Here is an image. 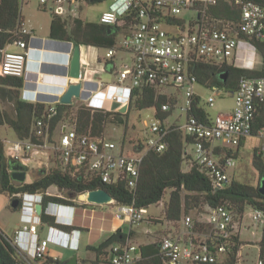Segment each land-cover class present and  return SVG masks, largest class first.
Instances as JSON below:
<instances>
[{"label":"built area","instance_id":"1","mask_svg":"<svg viewBox=\"0 0 264 264\" xmlns=\"http://www.w3.org/2000/svg\"><path fill=\"white\" fill-rule=\"evenodd\" d=\"M221 2L233 4L241 9L238 25L219 26L206 21L209 9ZM90 3L91 0H38L39 7L67 20L80 18L81 11ZM132 9H139L137 24L129 35L121 33L124 36L121 45L105 50L102 57L103 67H106V61L114 62L110 73L113 80L90 81L86 78L88 70L81 69L79 79L68 77L67 81L68 84H83L82 97L75 99L74 103H81L93 110L123 114L120 111L126 105L129 106L131 94L135 89L154 88L166 97L177 94L168 89L176 90L184 97L179 111L185 117V122L177 123L176 126L196 142L193 145L192 163L210 178L215 192L227 188L231 183L228 171L235 166V159L224 152L237 148L243 139L253 135L257 104L264 103V79H240L238 88L232 95V112L210 116L209 124H206L195 117L187 118L195 98L199 97L195 92V86L199 83L196 76L191 74L190 68L195 63L205 62L215 66L227 63L234 67L238 65V68L255 70L254 58L259 52L250 39L264 42V0H111L108 9L101 13L99 22L114 26ZM182 13L193 15L188 24L178 18ZM167 20L172 21L171 25H164ZM165 27H171L174 31L168 32ZM22 34L31 37V31L25 29L24 24ZM117 50L133 56L132 61L122 64L119 69L114 61ZM29 56L30 42L20 39L8 45L1 56L3 75L24 78ZM98 73L94 71L95 75ZM207 89L211 96L205 103L200 101L203 107H213L217 97L229 96V93L218 85H211ZM58 105L60 101L48 104L45 115L35 120L29 138L17 139L7 147L10 158L26 166L31 160L41 161L47 166L55 159L64 171L72 175L78 174L84 179L107 185L125 181L130 189H134L138 184L147 152L162 153L167 149L166 138L169 128L173 126H167V119L161 122L154 116L152 123L147 125L144 131V149H138L135 155H129L114 141L103 136L94 135L91 131L79 133L76 124L70 127L62 120L53 126V121L59 114ZM172 109L170 103L162 106L164 112H171ZM256 133L264 138V128ZM57 135L58 141L55 140ZM217 149H220V154L216 153ZM260 151L264 157V147ZM26 197L33 201L22 202L20 211L24 225L11 238L18 253L31 260L38 259L39 264H43L48 257L50 244L77 250L78 247H73L69 239L71 234L76 232L68 233L50 226L47 238L39 239L38 228L42 220L36 206L42 204L43 194L13 195L14 199ZM109 205L115 207L116 218L130 225L143 222L149 214L148 208L121 205L115 201ZM50 208L55 210L54 215L58 218L64 209L73 207L50 203L46 213ZM251 209L253 221L263 228L264 212L261 209ZM202 215L206 220L198 223L206 226V233L194 230V220L187 215L182 219L181 234H170L162 238L160 246L163 264H217L219 259L222 260L226 256L232 237H239L236 225L243 220L245 213L239 218L240 221L236 220L235 212L227 202L213 208H205ZM23 234L30 236L29 249L33 247L32 254L24 247ZM139 249L129 237L117 241L107 250L109 264H137L141 257ZM258 249L259 254L252 264H264V249L259 244ZM240 253L241 251L238 255Z\"/></svg>","mask_w":264,"mask_h":264},{"label":"trees","instance_id":"2","mask_svg":"<svg viewBox=\"0 0 264 264\" xmlns=\"http://www.w3.org/2000/svg\"><path fill=\"white\" fill-rule=\"evenodd\" d=\"M105 0H91L90 5L99 4ZM40 10L47 12L43 8ZM139 9H132L127 16L122 17L114 26L104 25L100 22H87L81 18L72 20L52 14L50 25V38L53 40L73 42L78 46L94 47L98 49H115L118 46V36L121 33L129 35L133 27L137 24ZM241 19V9L233 4L221 2L211 7L206 14V21L219 26L234 24L238 25ZM72 21V25L69 23ZM172 21L167 20L165 26L171 25ZM24 19L22 16V0H0V127L6 126L11 129L17 139L29 138L35 120L45 115L47 105L43 103H31L21 99V91L24 87V78H17L3 75L1 71V56L3 50L10 44L18 40L30 42V35L22 34ZM262 57V66L258 70H248L234 67L227 63L221 66L211 65L205 62L195 63L191 66L190 72L196 76L197 82L209 88L211 85H218L223 88L229 96H232L242 78L264 79V42L250 39ZM102 59L99 63H102ZM114 62L106 61V71L112 72ZM229 72L227 82L220 79V75ZM201 99L195 98L188 117H195L199 121L209 124L210 115L205 108L200 106ZM13 105L14 117L7 114L2 109V103ZM176 98L166 97L160 94V90L142 87L135 89L131 94L130 104L142 112L148 109L153 110L154 116L159 121H165L171 112L162 111L165 103H174ZM171 104V105H172ZM74 105H58V116L53 121V126L62 121L65 112ZM112 116L122 125L124 114L110 113L102 110H93L83 106L76 112V128L79 133L91 131L94 135L101 136L104 125ZM114 119V120H115ZM264 128V103L257 104V113L253 122V135L257 136V131ZM244 140V139H243ZM243 140L238 146V150L243 145ZM167 149L162 153L147 152L141 167L140 178L137 186L130 189L125 181L116 184H102L98 181L84 179L81 175H72L62 168L43 170L39 178L33 182L18 183L11 178L8 169V157L6 155L5 142L0 139V193L14 200L13 195L19 193L43 194V213L41 220L43 224L60 230L70 232L78 230L74 226L59 224L56 217L46 213V208L50 203H61L65 205H75L76 197L85 192L97 189L106 190L117 204L134 205L137 208H149L152 205L161 203L168 191L170 196L166 202V220L172 225L182 221L193 210L201 213L205 208L216 207L224 203H230L235 212L236 220L242 218L248 208L261 209L264 212V196L259 192V187L244 185L232 181L223 190L215 192L212 181L200 167L192 163L188 171H183V164L187 160L192 161V156L188 155V147L193 146L195 139L186 135L178 126L169 128L166 138ZM220 149L216 150L220 154ZM227 156L236 159L239 151L225 150ZM191 157V158H190ZM252 165L257 172L260 183L264 179V157L259 149H256L252 158ZM56 187L60 191L66 192L67 196H51L48 190ZM22 202V199H20ZM22 203L20 205L21 209ZM11 208V207H10ZM13 210V209H12ZM16 211V210H14ZM195 229L199 233H206L208 230L203 224L194 221ZM129 235L122 231H117L96 247H89V250L97 254V258L107 255L108 248L115 242L125 240ZM140 246L141 255L137 264H163L161 254V243ZM211 243V241H208ZM226 256L217 264H238V252L243 244L238 236H233L229 243ZM259 246L264 249V226L262 228V239ZM224 261V262H223ZM100 262V261H99ZM38 259L31 260L18 253L13 244V240L7 237L0 230V264H39ZM43 264H61L59 260L45 259ZM107 264L108 257H107Z\"/></svg>","mask_w":264,"mask_h":264},{"label":"rangeland","instance_id":"3","mask_svg":"<svg viewBox=\"0 0 264 264\" xmlns=\"http://www.w3.org/2000/svg\"><path fill=\"white\" fill-rule=\"evenodd\" d=\"M110 3L111 0H105L104 2L99 4L85 6L83 12L80 13L79 16L87 22H99L101 13L108 9ZM22 15L25 20V26L27 30L34 31L33 33L40 37L47 36L48 31L50 30L52 15L48 10L47 12H44L39 9L38 0H25V2L22 4ZM192 16L193 15L190 13H182L178 16V18L185 20L188 24ZM69 23L72 25V21H70ZM187 24L186 27H188ZM165 30H167L168 32L174 31V29L171 27H165ZM123 41V34H119L118 46H120ZM83 52L89 53L86 47L84 48ZM97 52L102 56L105 55V50H98ZM100 55L99 59L101 61ZM115 58L119 69L122 63L128 62L131 59V55L129 53H123L122 50H117ZM95 65L96 64L93 62L92 67H95ZM102 78L105 80L109 78L112 79L111 76L109 77L108 75H103ZM168 90H170L171 93H177L172 94L169 98L175 97L176 99H178V101L174 102L173 104L171 103L173 109L169 117L167 118V126L177 125V123H184L185 117L179 111V107H181L184 103V97L174 89ZM195 92L201 95L204 103L211 96V92L207 88L202 87L199 84L195 86ZM233 104V97L225 95L217 97L213 107H209L206 105H204V107L211 117H215L219 114L229 112L232 109ZM1 107L7 114L14 117V109L12 104L7 102L2 103ZM81 107V103L75 104L70 110L64 113L62 122L68 126L70 125V127L74 126L76 122V112ZM125 115L126 116H123L122 118V125L118 122L117 119H115L117 117L112 116L110 119H108L106 124L104 125V130L102 131L101 136L107 138L108 140L114 141L125 154L135 155L138 149H144L145 147L144 131L147 129V125H150L152 123L154 119V112L151 109L140 112L137 110V108L129 103L128 112ZM0 138L5 142L6 155H9L7 147L16 140L14 132L11 129L0 128ZM55 140L58 141V135L55 136ZM263 141L264 140L259 137H251L246 140L244 146H242L239 153L236 154L235 166L229 169L232 181L252 187L260 186V178L252 165V158L254 149L262 146V144L264 143ZM218 144L220 145V143ZM188 152L192 157H194V147L192 145L188 147ZM48 164L49 165L46 166L43 165L41 161L31 160L28 163L29 170L27 173V182H33L34 179L39 178L43 170L47 171L55 168L61 169L60 163L55 159H52L51 163ZM191 164V160L185 161L182 167L183 171H188L191 168ZM36 168H38V171L33 173V170ZM48 192L52 196H67L66 192L60 191L56 187L52 190L50 189V191ZM169 196L170 191L166 193V196L161 203L152 205L148 209L149 214L154 215L153 217L156 218L153 222H164V225H149L144 221L141 222V224L139 223L137 226H134V230L139 235V243L144 241L142 239L145 238V235H148V231H150L151 235H156L157 242L163 237L168 236L169 233L174 235L181 234L183 227L182 221L176 225H172L171 223H168L165 218L166 202H168ZM10 205L11 204L8 196L0 193V230L4 232L7 237L13 238L15 235V230L18 228V226L22 227L23 224L20 221L19 212L12 210L10 208ZM252 214L253 210L251 208H248L245 212L243 220L240 223L238 222L239 224L236 225V232L238 233L243 244L240 250L241 253L237 256L238 264H252L259 254L258 244L262 239V227L253 221ZM189 215L194 221L206 220L203 217L202 213L197 209L191 211ZM128 226L129 225H127L126 227L127 231L129 230ZM49 253L50 258L60 259L61 264L67 263L75 255H77L78 258L84 260L81 264H107V257L105 255L99 257L100 262L96 263L93 262L91 258L87 259L89 255L92 256V253L87 252L85 246L81 247L79 251H71L66 248L54 247L50 244L48 247V254Z\"/></svg>","mask_w":264,"mask_h":264},{"label":"crops","instance_id":"4","mask_svg":"<svg viewBox=\"0 0 264 264\" xmlns=\"http://www.w3.org/2000/svg\"><path fill=\"white\" fill-rule=\"evenodd\" d=\"M24 2L25 0H22V4ZM82 12L83 10L81 11V13ZM24 27L26 29L25 20H24ZM31 32L32 33H31V40H30V56H29V61H28V66H27V72L24 77V87L21 91V99L26 102H31V103L39 102V103L48 105L50 103L60 101L61 95H63L64 91L66 90V86L64 85L68 84L67 82L68 77H70L68 63L73 53L74 46L76 45L73 42L51 39L50 30L48 31L47 36H43V37H40L34 34L33 33L34 31H31ZM80 48H81V69L88 70L86 73V78L90 79V81L100 79V80H103L104 82H111L113 80V76L110 74L111 72L106 71V68L103 67L101 63H99L100 54L97 51L103 50V49H98L94 47H86L89 51V53H87V52H83L85 46H80ZM12 49H16V48H12ZM123 53L126 54V52H123ZM100 56L102 59L103 56L102 55ZM132 59H133V56L131 55V59L128 62L132 61ZM114 61L116 62V58L114 59ZM254 61H255V70L260 69V67L262 66V57L259 53L254 58ZM93 62L96 64L95 67H92ZM235 66L239 67L238 65H235ZM94 71H97L99 73L95 75ZM103 75H108L109 77L111 76L112 79L109 78L105 80L102 78ZM197 95L201 97V95L199 94ZM75 104H78V102H75L74 105ZM200 106L203 107L202 105ZM233 107H234V104H233ZM233 107L227 113H231L233 110ZM227 113H223V114H227ZM0 128L9 129L6 126H2ZM251 137H259V136H251ZM251 137L245 138L243 140L242 146H244V144L246 143V140ZM262 139L264 140V138ZM263 147H264V143L262 144V146L255 148L254 151L256 149L260 150ZM233 151L234 152L240 151V149L238 150V147H237L235 150L233 149ZM188 155L191 156L189 152H188ZM7 157L9 158L11 156L7 155ZM28 170H29V167H28ZM37 171H38V168L34 169L33 173ZM229 176H230V173H229ZM231 182H232V179H231ZM53 188L55 187H51L50 189L52 190ZM50 189L48 191H50ZM48 194L50 195L49 192ZM8 199L9 201H11L10 197H8ZM71 206L73 208L64 209L61 215L58 217L59 222L68 224L69 226H74L76 229H78V230H72L68 232V233L76 232L74 235H72V237H69V239H71V244L73 247H78L77 250H74V249H69V250L79 251L81 247L85 246L86 251L89 253H92V256L89 255L87 259L91 258V260L95 263L99 262V259L97 258V254L94 251L89 250V247L98 246L99 244H101L103 241H105L107 238H109L112 234L116 233L117 231H122L124 234L129 235L128 237L133 242H135L139 247L143 245L154 244L157 242L156 235L154 234L151 235L150 231H148V235H145V238L142 239L144 241L139 243L138 242L139 235L134 230V226H137L138 224L130 225L129 223L125 221H121L120 219L116 218L115 217V207L113 205H96V204H89L86 202H81L78 200L75 205H71ZM49 210H50L49 211L50 213L55 212L53 208H50ZM17 212H19L20 221L24 225L20 209ZM153 216L154 215L148 214L146 220L144 221L147 222L149 225H152V224L153 225L155 224L164 225V222L163 223L153 222L154 219H156ZM127 225H129L128 231L126 229ZM49 227L50 226L43 224V223L39 226L38 235H39L40 240H45L47 238V236L49 235ZM19 229H21L20 226H18V228L15 230V233ZM170 234L171 233H169L168 235ZM22 237H23V243H24L25 249L30 250V254H32L33 247L29 249L30 236L28 234H23ZM67 239L68 237H66V240ZM51 245L54 247H60L55 244H51ZM107 255H108V251H107ZM48 256L50 257V253L48 254ZM55 260L60 261V259H57V258H55ZM78 261H79L78 264H81L82 261L84 260L78 258Z\"/></svg>","mask_w":264,"mask_h":264},{"label":"water","instance_id":"5","mask_svg":"<svg viewBox=\"0 0 264 264\" xmlns=\"http://www.w3.org/2000/svg\"><path fill=\"white\" fill-rule=\"evenodd\" d=\"M69 76L73 79H79L80 78V72H81V48L80 46L76 45L74 46L73 53L70 57L69 63ZM229 76V72H225L221 74L219 77L220 79L226 83L227 78ZM66 90L64 91L63 95L60 97V104L61 105H73L75 99H80L82 97V88L83 84L81 82L79 83H69L65 84ZM128 110V105L123 107L121 109V113L126 114ZM9 168L11 170V178L18 182V183H25L27 181V173L28 168L26 165L21 164L20 162L11 160L9 164ZM0 171H1V163H0ZM259 192L261 195L264 196V179H262L259 187ZM72 198H75L81 202H86L89 204H96V205H109L113 203L115 200L113 197L104 189H97L92 190L89 192H85L83 194H80L78 196L71 195ZM21 201L20 199L15 198L11 202V209L18 211L20 209ZM37 213L39 215H42L43 213V205L37 204L36 206ZM78 256L75 255L71 260H69L67 263L64 264H78Z\"/></svg>","mask_w":264,"mask_h":264},{"label":"clouds","instance_id":"6","mask_svg":"<svg viewBox=\"0 0 264 264\" xmlns=\"http://www.w3.org/2000/svg\"><path fill=\"white\" fill-rule=\"evenodd\" d=\"M23 201H25V202H32L33 199H30V198L26 197V198H23V199H22V202H23ZM49 211H50V210L48 209L47 212H48L49 214H51V215H53V216L56 217V215H54V213H50ZM56 222L59 223V224H64V225H66L65 223H61V222H59V218H57V217H56ZM71 235H74V234H71Z\"/></svg>","mask_w":264,"mask_h":264},{"label":"flooded vegetation","instance_id":"7","mask_svg":"<svg viewBox=\"0 0 264 264\" xmlns=\"http://www.w3.org/2000/svg\"><path fill=\"white\" fill-rule=\"evenodd\" d=\"M11 160H14V159H12V158H8V169H9V173H11V170H10V168H9V164H10V161ZM14 161H16V160H14ZM17 162H19V161H17ZM22 164V163H21ZM28 168V167H27ZM42 174V173H41Z\"/></svg>","mask_w":264,"mask_h":264}]
</instances>
